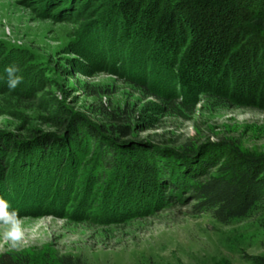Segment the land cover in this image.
<instances>
[{
  "label": "rangeland",
  "instance_id": "374dc122",
  "mask_svg": "<svg viewBox=\"0 0 264 264\" xmlns=\"http://www.w3.org/2000/svg\"><path fill=\"white\" fill-rule=\"evenodd\" d=\"M113 3L118 1L0 0V135L30 143L29 161H49L41 162L30 191L16 179L28 169L18 165L9 181L0 174V196L15 198L8 201L26 228L18 246L0 234V255L71 256L84 264H253L252 257L264 255V208L221 223L209 211L194 213V202H175L147 215L103 220L105 194L118 186V177L96 160L86 127L117 147L120 157L128 153V168L152 162V146L163 153L203 147L207 160L224 159L217 146L227 142L264 153V81L263 90L245 97L233 95L234 86L225 80L207 77L192 85L182 78L185 39L168 70L156 75L146 51L131 59ZM9 65L23 76L14 90L5 72ZM66 113L71 117L63 128ZM74 119L81 133L70 127ZM47 137H53L51 148L42 151L41 139ZM68 151L79 160L64 199L51 166L63 155L66 164Z\"/></svg>",
  "mask_w": 264,
  "mask_h": 264
},
{
  "label": "trees",
  "instance_id": "16d2710c",
  "mask_svg": "<svg viewBox=\"0 0 264 264\" xmlns=\"http://www.w3.org/2000/svg\"><path fill=\"white\" fill-rule=\"evenodd\" d=\"M117 1L118 4L113 3V6L118 10L120 39H127L126 47H129L131 59L136 56L142 58L146 51L154 66L149 65V70L154 69L156 75L168 70L167 66L174 61V50L185 39L182 46L186 44L187 47L181 64L182 78L187 82L196 86L207 77L225 80L226 84L229 82L234 86L233 95L237 97L254 96L255 91L263 90L260 85L264 81V0ZM130 67L133 74H140L133 65ZM154 73L149 71L148 77L153 81ZM138 75L133 77L137 79ZM66 114L62 117L63 128L68 126L71 117L70 113ZM71 123L70 127L81 133L77 121L74 119ZM123 128L121 125L120 129L128 134ZM85 129L96 160L100 159L106 167L116 171L118 177V186L112 185L105 194L102 205L104 221L115 222L147 215L175 202H194V213L209 211L221 223H229L247 216L256 208H264V153L248 152L227 142L217 146V150H223L224 159L207 160L203 157V147L185 145L180 153L166 149L171 151L169 154L152 146L148 151L154 158L152 162H135V168H128V163H131L128 153H122L120 157L117 147L107 143L99 132ZM52 140L53 137L41 139L44 147L41 150L50 149ZM24 142L1 136L0 174L9 181L18 174L15 169L18 165L23 170L28 169L23 174L19 172L16 179L22 183L21 188L30 191L38 180L39 174L34 175L39 172L41 162L46 165L49 161L43 158L38 162L29 161L33 149L30 143ZM25 147L27 149L24 150ZM140 148L138 150H142ZM227 148L230 153L226 152ZM68 152L66 164L63 163V155L55 162L57 167L54 163L51 166L53 175L56 173L53 180L59 185L58 192L64 199L70 197L74 185L72 183L71 186L70 178L79 160L74 152ZM119 172L121 176H118ZM88 173L84 176L87 181L90 180ZM63 174L66 177H60ZM2 197L5 199L4 195ZM31 197L30 194L27 200ZM8 199L14 201L15 198L8 194ZM26 205H19V208L29 209ZM252 261L253 264H264V255L252 257ZM0 264L84 263L71 256L45 257L39 254L28 257L23 253L8 252L0 255Z\"/></svg>",
  "mask_w": 264,
  "mask_h": 264
},
{
  "label": "clouds",
  "instance_id": "9594fccd",
  "mask_svg": "<svg viewBox=\"0 0 264 264\" xmlns=\"http://www.w3.org/2000/svg\"><path fill=\"white\" fill-rule=\"evenodd\" d=\"M19 71L16 65H9L5 68L9 89L14 90L23 82V76L18 75ZM25 233L24 219L19 211L12 208L10 202L0 196V234L13 246H18L25 242Z\"/></svg>",
  "mask_w": 264,
  "mask_h": 264
}]
</instances>
